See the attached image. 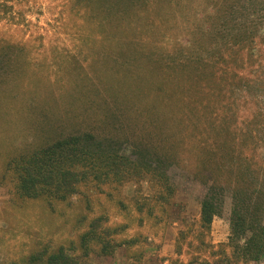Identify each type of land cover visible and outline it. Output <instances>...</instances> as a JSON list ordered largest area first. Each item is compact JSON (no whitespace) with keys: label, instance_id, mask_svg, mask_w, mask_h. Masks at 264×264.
Wrapping results in <instances>:
<instances>
[{"label":"rangeland","instance_id":"1","mask_svg":"<svg viewBox=\"0 0 264 264\" xmlns=\"http://www.w3.org/2000/svg\"><path fill=\"white\" fill-rule=\"evenodd\" d=\"M114 1L0 0V264L59 247L80 264H264L252 228L231 239L238 205L264 227V0ZM85 132L131 165L66 199L22 193L19 155Z\"/></svg>","mask_w":264,"mask_h":264},{"label":"trees","instance_id":"2","mask_svg":"<svg viewBox=\"0 0 264 264\" xmlns=\"http://www.w3.org/2000/svg\"><path fill=\"white\" fill-rule=\"evenodd\" d=\"M104 1H111L114 7L116 5L114 0ZM234 28L238 29L236 26ZM230 32H233L232 28ZM230 32L225 34L224 46L228 42L232 45L238 40V33L233 34L230 38ZM224 46L222 45V49H219V54L228 47ZM229 50L230 48H228V52ZM118 150L92 132L63 135L47 145L35 149L27 156L19 155L17 162L19 164L20 189L27 196L36 197L47 193L53 194L57 199H66L69 192L76 191V182L85 179L88 174H91L93 179L100 180L110 174L117 175L131 165L132 159H126L124 155H120ZM239 206L235 207L232 213L231 239L237 241L247 228H252V237L246 241L243 248L246 254H254L255 257H258L264 252V227L260 226L257 229L249 223L244 212L247 209H240ZM201 210L202 222L208 226L212 216L219 213L213 195L209 194L202 200ZM85 240L86 238L83 239V241ZM26 261L27 264H80L81 262L73 260L65 253L63 247L51 252L43 250L34 252L28 256Z\"/></svg>","mask_w":264,"mask_h":264}]
</instances>
